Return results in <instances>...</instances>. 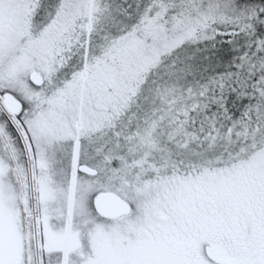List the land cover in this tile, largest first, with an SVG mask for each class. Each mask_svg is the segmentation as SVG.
Instances as JSON below:
<instances>
[{
    "label": "snow or ice",
    "instance_id": "snow-or-ice-1",
    "mask_svg": "<svg viewBox=\"0 0 264 264\" xmlns=\"http://www.w3.org/2000/svg\"><path fill=\"white\" fill-rule=\"evenodd\" d=\"M0 264H264V0H0Z\"/></svg>",
    "mask_w": 264,
    "mask_h": 264
}]
</instances>
